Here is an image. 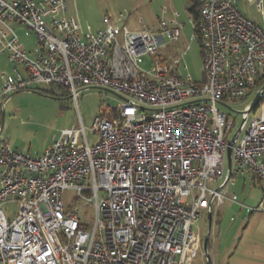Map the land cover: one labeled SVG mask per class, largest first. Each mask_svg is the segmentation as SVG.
Here are the masks:
<instances>
[{"label": "built area", "instance_id": "1", "mask_svg": "<svg viewBox=\"0 0 264 264\" xmlns=\"http://www.w3.org/2000/svg\"><path fill=\"white\" fill-rule=\"evenodd\" d=\"M197 1L198 21L189 20L202 81L185 77L179 59L159 56L181 38L176 20L136 31L110 22L81 35L65 0H0V53L14 66V75H0V102L49 85L75 100L89 88L118 98L93 120L94 145L81 120L36 157L0 140V264H190L198 255L203 212L236 200L225 186L208 187L222 178L235 125L218 105L247 98L263 77L264 27L241 13L245 0ZM248 1L262 10L263 0ZM16 28L36 37L33 57ZM249 115L227 183L238 175L264 181V101ZM67 190L94 205L91 230L66 207ZM12 202L9 221L3 207Z\"/></svg>", "mask_w": 264, "mask_h": 264}, {"label": "rangeland", "instance_id": "2", "mask_svg": "<svg viewBox=\"0 0 264 264\" xmlns=\"http://www.w3.org/2000/svg\"><path fill=\"white\" fill-rule=\"evenodd\" d=\"M67 18H73L78 26L79 34L96 33L105 30L110 22L119 28L126 26L131 31L148 26L156 29L159 20L167 22L176 20L184 24L182 35L177 43L159 50V56L170 61L180 60L183 75H191L194 81H202V53L196 41L191 38L192 24L186 0H65ZM238 8L243 15L264 27V0L259 11L252 1H239ZM122 14L124 20L119 19ZM20 43L31 57L37 51V39L25 30L16 28ZM149 58H144L143 67L149 68ZM186 66V69H184ZM13 64L6 54L0 53V75H14ZM18 69H21L18 67ZM35 86L16 91L9 95L8 100L0 102V140L6 142L14 151L28 152L32 157L40 156L50 146L54 137L63 129L72 126L80 128V120L85 128V137L89 145L98 142L99 137L93 134L91 126L95 117L106 106H116L118 98L104 90L89 88L81 90L75 100L71 94L59 93L58 96L43 94ZM255 96L227 104L233 111L224 106L218 108L234 120L232 137L243 120L241 114ZM251 115L239 134H244ZM227 163L223 168L222 178L209 183V188H218L226 177ZM225 185V194L235 201L225 199L218 204L213 201L211 230L207 254L211 264H264V181L238 175ZM64 203L68 208H76L81 221L91 230L96 211L94 205L80 199L76 193L67 190ZM261 204V205H260ZM18 204L8 203L3 207L7 220L17 213ZM208 215L204 211L194 229L202 236L198 255L190 264H207L203 249V239L208 233Z\"/></svg>", "mask_w": 264, "mask_h": 264}, {"label": "water", "instance_id": "3", "mask_svg": "<svg viewBox=\"0 0 264 264\" xmlns=\"http://www.w3.org/2000/svg\"><path fill=\"white\" fill-rule=\"evenodd\" d=\"M263 101H264V86L261 89L256 91L255 96L251 100V103L248 105V107L243 112H241V114H243V115L245 114L246 116L249 115L251 112H254L256 110V108L258 107V105ZM219 105L224 106L225 108H227L230 111H233L225 103L219 102ZM245 121H246V117H243V120L240 124V127L238 128L236 133L231 137V139L228 142V148L226 150L227 173H226L225 179L223 180L221 185L218 187L219 190L222 189L225 186V184L227 183L228 173L230 172L231 162H232V146L235 143L236 139L238 138ZM212 214H213V212L209 208V210L207 211L208 222H209L208 233L203 239V249L205 252V258H206L207 264H211V260L207 254V247H208V241H209V234H210V230H211V216H212Z\"/></svg>", "mask_w": 264, "mask_h": 264}, {"label": "trees", "instance_id": "4", "mask_svg": "<svg viewBox=\"0 0 264 264\" xmlns=\"http://www.w3.org/2000/svg\"><path fill=\"white\" fill-rule=\"evenodd\" d=\"M188 3V13L190 15V17L192 18V20L194 22L198 21L199 18V6H198V1L197 0H186ZM199 47L200 44L199 42H197ZM264 85V75L262 78L256 80L255 85L250 89V91L247 94V97L251 95L252 92L256 93L257 90H259L262 86ZM33 89L43 93V94H47L50 96H58L59 93H64V94H69V90L63 86H59V85H49L48 87H38L35 86Z\"/></svg>", "mask_w": 264, "mask_h": 264}, {"label": "crops", "instance_id": "5", "mask_svg": "<svg viewBox=\"0 0 264 264\" xmlns=\"http://www.w3.org/2000/svg\"><path fill=\"white\" fill-rule=\"evenodd\" d=\"M261 205V204H260ZM207 211V210H206Z\"/></svg>", "mask_w": 264, "mask_h": 264}]
</instances>
